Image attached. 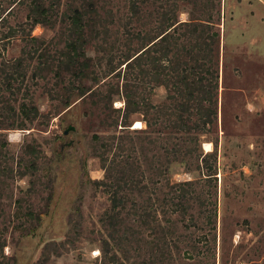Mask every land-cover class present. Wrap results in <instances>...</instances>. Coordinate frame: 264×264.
Returning <instances> with one entry per match:
<instances>
[{"label":"rangeland","instance_id":"obj_1","mask_svg":"<svg viewBox=\"0 0 264 264\" xmlns=\"http://www.w3.org/2000/svg\"><path fill=\"white\" fill-rule=\"evenodd\" d=\"M46 5L0 0V264H264V0Z\"/></svg>","mask_w":264,"mask_h":264},{"label":"trees","instance_id":"obj_2","mask_svg":"<svg viewBox=\"0 0 264 264\" xmlns=\"http://www.w3.org/2000/svg\"><path fill=\"white\" fill-rule=\"evenodd\" d=\"M29 3V15L26 16V20L30 19L34 12H39L41 14H49V9L47 8V0H27Z\"/></svg>","mask_w":264,"mask_h":264},{"label":"water","instance_id":"obj_3","mask_svg":"<svg viewBox=\"0 0 264 264\" xmlns=\"http://www.w3.org/2000/svg\"><path fill=\"white\" fill-rule=\"evenodd\" d=\"M75 128L72 126H69L67 129L64 130L63 135L67 136L70 132H74ZM71 145V141L68 142V144L66 146H70ZM63 149V146L61 147V150Z\"/></svg>","mask_w":264,"mask_h":264},{"label":"bare ground","instance_id":"obj_4","mask_svg":"<svg viewBox=\"0 0 264 264\" xmlns=\"http://www.w3.org/2000/svg\"><path fill=\"white\" fill-rule=\"evenodd\" d=\"M139 126H141L140 123H136L135 124V128H138ZM204 149L206 151H208L210 149V145L209 144H204Z\"/></svg>","mask_w":264,"mask_h":264},{"label":"clouds","instance_id":"obj_5","mask_svg":"<svg viewBox=\"0 0 264 264\" xmlns=\"http://www.w3.org/2000/svg\"><path fill=\"white\" fill-rule=\"evenodd\" d=\"M12 139V137H10V140Z\"/></svg>","mask_w":264,"mask_h":264}]
</instances>
